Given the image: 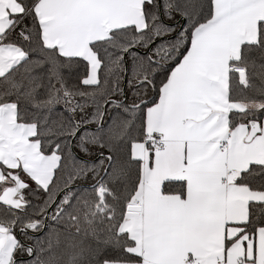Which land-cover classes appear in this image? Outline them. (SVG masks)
<instances>
[{"label": "snow or ice", "instance_id": "6c2138e0", "mask_svg": "<svg viewBox=\"0 0 264 264\" xmlns=\"http://www.w3.org/2000/svg\"><path fill=\"white\" fill-rule=\"evenodd\" d=\"M0 264H264V0H0Z\"/></svg>", "mask_w": 264, "mask_h": 264}]
</instances>
